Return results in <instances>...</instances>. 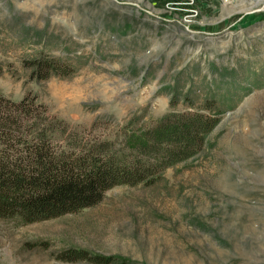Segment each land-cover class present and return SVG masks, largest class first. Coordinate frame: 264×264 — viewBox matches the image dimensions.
I'll use <instances>...</instances> for the list:
<instances>
[{"label":"rangeland","instance_id":"1","mask_svg":"<svg viewBox=\"0 0 264 264\" xmlns=\"http://www.w3.org/2000/svg\"><path fill=\"white\" fill-rule=\"evenodd\" d=\"M37 52L71 72L32 79ZM0 64L2 96L122 157L127 130L217 119L193 155L92 207L0 219V264H264V0H0Z\"/></svg>","mask_w":264,"mask_h":264},{"label":"trees","instance_id":"2","mask_svg":"<svg viewBox=\"0 0 264 264\" xmlns=\"http://www.w3.org/2000/svg\"><path fill=\"white\" fill-rule=\"evenodd\" d=\"M24 66L38 81L71 72L67 64L39 52L24 59ZM216 121L172 113L155 127L132 128L123 144L135 155L122 157L111 144L96 139L89 144L88 137L74 134L35 96L15 101L0 94V219L32 223L92 207L112 187L143 182L159 168L193 155ZM65 257L103 262L83 250H70Z\"/></svg>","mask_w":264,"mask_h":264}]
</instances>
